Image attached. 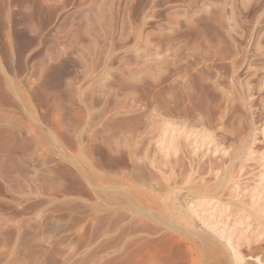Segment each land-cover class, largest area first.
Returning <instances> with one entry per match:
<instances>
[{"label":"rangeland","instance_id":"obj_1","mask_svg":"<svg viewBox=\"0 0 264 264\" xmlns=\"http://www.w3.org/2000/svg\"><path fill=\"white\" fill-rule=\"evenodd\" d=\"M226 11L243 29L242 38H235V33L229 38L216 23ZM263 41L264 0H0V264H143L142 220L133 216L136 224L133 223L130 220L132 214L124 208L123 201L117 198L118 202H114V197H110V188L105 187H110V182L123 176L144 189L150 183L148 185L152 189L149 187V190L154 187V194H159L160 189L154 180L152 182L153 176L149 177V169L144 170L138 164L139 167L133 168L134 162L126 153L105 148L111 144L109 137L112 139L113 134H117L112 129L113 121L116 117L118 120L125 116L132 120L137 117L134 119L135 126H138L136 132L143 135V131V136H146V131L151 132L146 125L151 118V109L157 110L161 100L158 88L174 85L172 82L178 76L187 73L197 78L198 75L215 76L217 71H221L222 81H228L229 60L239 53V78L249 87L254 84L251 88L255 95L252 110L258 116L255 119L257 125H261L264 121ZM196 45L203 51L201 59L194 57ZM163 54L166 62L161 59ZM162 67L168 69L164 74ZM224 72L226 75H223ZM84 74L89 76L86 78ZM209 83L196 84L209 90ZM131 100H134V105H130ZM122 106L131 110L128 115L124 114V108L119 111ZM131 106L135 109L132 110ZM145 107L149 112L145 111ZM102 111L105 116L101 115ZM261 112V116L258 115ZM141 115L148 121L143 122ZM145 127L148 129L145 130ZM156 131V136L153 132L150 134L158 139ZM104 138H108L106 144ZM257 138L256 155H260L262 161L256 156L259 159L246 162V166L244 156L230 166L228 178L241 174L244 167L246 169L241 175L243 182L264 180V157L261 156L264 136L260 133ZM155 139L152 150L155 148L153 151L161 158L164 146L161 145L163 148L159 150L157 147L163 139ZM80 147L86 151L84 156ZM120 153L122 158L116 157ZM142 169L146 174L141 172ZM91 173L93 177L99 176L93 180L91 175L92 179H89ZM131 173L139 175L133 177ZM141 173L149 179H140ZM258 173L261 176L258 177ZM106 178L107 184L103 181ZM93 182L96 193L92 189L95 187ZM108 199L113 203L110 204ZM113 212L117 213V217ZM110 220L112 225H116L111 226ZM98 222H103V227Z\"/></svg>","mask_w":264,"mask_h":264},{"label":"bare ground","instance_id":"obj_2","mask_svg":"<svg viewBox=\"0 0 264 264\" xmlns=\"http://www.w3.org/2000/svg\"><path fill=\"white\" fill-rule=\"evenodd\" d=\"M205 6H206V4H205ZM104 8H105V6H104ZM206 9H207V7H206ZM209 9H210V7H209ZM215 11L216 10H214V13H215ZM222 11H224V10H222ZM231 11H233L232 8H231ZM206 12H208V11H206ZM93 13H95V12H93ZM224 13H223V15H224ZM253 13H255V12H253ZM216 14H221V13H216ZM227 14H228V12L224 16L221 15L220 18L218 16H215V17L219 18V20L216 23L219 24L218 26L220 28H222L225 33H227L229 38L232 36L233 33H235V35H236L235 38H237V37L242 38V36L244 35L243 29L239 26L238 22L235 21L232 14L230 16ZM203 16H204V14H203ZM105 22L107 23V21H105ZM190 23H191V21H190ZM197 23H198V21H197ZM206 24H207V22H206ZM194 25H195V23H194ZM195 31H197V30H195ZM211 37H212V35H211ZM254 37H255V35H254ZM247 38H248V36H247ZM223 39H224V37H223ZM248 42L250 43V41H248ZM147 43H149V41ZM195 43H196V41H195ZM165 45H167V44H165ZM92 46H93V44H92ZM197 46L198 45L195 46L196 48H195V51H193V54H194L195 58H200L203 51H201L202 49L200 48L201 49L200 50L198 48L199 46L198 47ZM201 47H202V45H201ZM205 47H206V44H205ZM207 48H208V46H207ZM223 48H224V46H223ZM247 48H248V46H247ZM255 48H257V47H255ZM259 48H261V47H259ZM217 49L219 50V48H217ZM208 50H207V52H209ZM243 51H244V49H243ZM259 51H261V49H259ZM184 52L185 51H183V53ZM216 52H218V51H216ZM235 52H233V53H235ZM166 54H169V53L166 52ZM147 55H146V57H148ZM163 55H162L161 59H163V62H166V56L165 55L163 56ZM222 55H223V53H222ZM228 55H230V53ZM173 56H175V55L173 54ZM239 56H240L239 53H236L235 55H233L231 60H229L231 67L229 69L225 68L228 70V74H227L228 75L227 79H229L228 81L226 79H225V81H222L224 79L221 78V73H222L221 71H217L215 76H210V77L197 74L198 75L197 78H194V77H192V75H190V73H187L189 75H187V74L182 75L181 74L180 76H178L176 78V80H174V82L171 81L172 83H175L174 85H172L170 87L164 86L162 88H158L159 95H160L159 97L161 100L159 103V101H158L159 99L157 98L158 99L157 101L159 103V106H158V103H156L158 106V109L157 110L154 109V111L152 110L153 108L151 109V111H152L151 112L152 114L150 113L151 118H150L149 123H147L146 125L149 126V130L151 132H153V134H154V131L157 130L158 132L157 131L156 132L159 134V137L163 139L162 141L160 140L161 144L159 141H156L157 143L159 142V147H157V149L163 148L161 145L164 146V148H163L164 152L163 153H162V151L160 152V153H162V156L160 155L161 158L157 157V152L156 153L154 152L155 148L153 149L154 151L152 150V148H153L152 145L156 144V143H153L154 139H155L153 136H156V135L154 134L152 136L151 132L146 131V136H143V135H145V132L143 133V131H142L143 135L138 134V132H136L137 131L136 128H138V126H135L137 124L135 123L134 119L137 117H135L132 120L130 118L128 119L125 116V118L123 117L124 119L122 118V120H118L119 118H117L116 115L114 114L116 117V120L113 121V123H112L113 127L112 126L111 127H112L114 133L116 132L117 134H113L114 136L112 139H111V136L109 137V140H111L110 141L111 144L109 143L108 146L106 145V147L102 146L104 144H102L101 146L103 148L108 147V149H110L111 151L114 150L113 152L117 151L116 153H119V152L126 153L127 156L130 158L131 162L132 161L134 162L135 166L133 165V163L130 162V164L133 165V168L140 166V168L143 167L144 170L149 169L151 171V173L149 172L150 173L149 177H151V175L153 176L152 182L155 181L154 183L155 184L157 183V185H158L157 188L160 189L159 194H154V192H153L154 187H153L152 191L149 190V187H151V189H152V186L148 185L150 183H148L147 188L144 189L142 187L137 186L136 184L131 182L129 179L125 180V178H123V176L121 177L122 179L120 178V180L118 179L117 181H113L112 183L109 180L108 182H110V184H111L110 187H105V185L104 186L101 185V187L103 186V188L104 187L110 188L109 189L111 191L110 197L115 198V199L113 198L114 202H118L117 198H120L123 201L124 208L127 209L128 211H130V213L132 214V216H131L132 218L129 216L131 214H129L128 216L131 219L127 217L128 219L132 220V222H133V220H134L133 216H136V217H140V219L142 220L141 225H142L143 229H141V231L144 230V235H143L144 237L143 236L141 237V238H144L143 239L144 240V242H143L144 243V249H142V250H144L143 264H264V180L260 179L258 181H254L253 183H248V181H247V183L243 182L244 180H241V179H243L241 177V175L243 173V170L246 169L243 166H242L243 168L240 166L243 169V170H241L242 171L241 174L239 173L238 176H235L232 172V174L234 176H231L230 178H228V175H229L228 169L236 161L240 160L241 158H243L245 156L246 160H247L244 162V164H245L246 162L247 163L249 161L253 162V161L258 160L260 158L259 157L260 155L259 156H258V154L256 155L257 152L255 150L256 149L255 144H257L256 143L257 140L259 141V139L257 137L260 133H262L264 136V124H263L264 121L261 125H257L255 119L258 116H256V113H255L256 111L254 112V110H252L254 108V103H253L254 99L253 98H255L254 97L255 95H254V93H252V91L254 92V90H252L251 88L254 86V84H253V86L251 84V87H249L248 85H245L244 83H242L241 79L239 78V71L241 70L240 69L241 64L238 65V63L240 61ZM86 58H88V57H86ZM222 58H224V57H221V59ZM218 59H219V57H218ZM198 61H199V59H198ZM225 64H226V62H225ZM206 69H207V67H206ZM85 70H86V72H88L89 69L87 70V67H86ZM160 70H161V67H160ZM166 70H168V69H165L162 67V73L163 74L166 72ZM200 71H201V69H200ZM89 72H91V71H89ZM226 73H227V71H226ZM89 74H87V75L84 74V75L87 78V76H89ZM137 74L138 73H136V75L135 74L134 75L136 77H138ZM142 74H144V73H142ZM224 74H225V72L223 73V75ZM90 75L92 76V74H90ZM164 76H162V74H161V77H164ZM204 76H205V78H204ZM139 78H137V79H139ZM158 79H160V78H158ZM260 81H261V79H260ZM136 82H137V80L135 81V83ZM204 82H206V83L210 82L211 83V84L209 83L210 86H208L209 90H207L206 86H205L206 88L204 86L201 87L202 83H204ZM261 82H260V84H262V86H263V83H261ZM196 83L201 84V85H199L201 87L200 90L196 89L197 87H199L198 84H196ZM105 85H107V84H105ZM153 85H155V84H153ZM159 85H161L160 81H159ZM203 85H205V84H203ZM136 86L138 87V85H136ZM128 87H129V85H128ZM260 87H261V85H260ZM105 88H106V86H105ZM107 88H110V87H107ZM261 89H260V91H261ZM108 90H107V92H108ZM263 90H264V88H263ZM110 91H111V89H110ZM260 91H259V93H260ZM105 94H107V93H105ZM126 96H129V95H126ZM133 96H134V94H133ZM105 97H106V95H105ZM110 98H111V96H110ZM147 98H148V96H147ZM124 100H126V99L124 98ZM126 101H128V100H126ZM133 101L131 102L130 105L135 104V103L133 104ZM117 102L118 101H116V105H117ZM119 102H121V101H119ZM98 103H101V102L99 101ZM123 103L124 102H121L120 104L123 105ZM150 103H151V101H150ZM262 103H264V102H262ZM256 104L257 103H255V105ZM126 106H127V104H126ZM154 106L155 105H153V107ZM157 106L154 108H157ZM123 108L124 107L122 106L119 109V111L120 110L123 111ZM145 108H146L145 111L148 110L147 107H145ZM116 109H117V106H116ZM116 109H115V111H116ZM126 109L127 108H124V114L128 115V113H130L131 110L128 111L129 108H128V110H126ZM134 109L135 108L132 107V110H134ZM140 109L142 110V108H140ZM263 110H264V107H263ZM104 111H102L101 115L103 114ZM117 111H118V109H117ZM145 111L144 112L141 111V112H143L145 114H146V112H149V111H146V112ZM237 111H240V112L242 111V113L240 114V112H237ZM141 112H139V113H141ZM260 114H262V112L259 113L258 115H260ZM131 115H133V114L131 113ZM111 117L113 118V115H111ZM115 117H114V119H115ZM128 117H130V116H128ZM141 117H142V115L140 116V118ZM107 118L109 119L110 117H107ZM107 118H105V119H107ZM140 118L137 120L139 121ZM144 118L145 117H142L141 119H144ZM144 121H146V119H144L143 122ZM259 121H262V120H259ZM93 123H95V122H93ZM139 124H141V123H139ZM146 125L143 124V126H146ZM142 128H144V127H142ZM108 129L106 128L107 131H108ZM112 129H111V131H112ZM146 129H148V128L145 127V130ZM139 133H140V131H139ZM158 134H157V136H158ZM109 135H112V134H109ZM109 135L107 134V136H109ZM159 137H158V139H160ZM107 139L106 138L103 139V140H106V141H104L105 144L107 142ZM158 139H155V140H158ZM143 140H146V143L144 142L145 144L143 143ZM166 143H168V144H166ZM157 146H158V144H157ZM83 149H82V151H83ZM258 149H259L258 152H260L259 147H258ZM84 153H86V151L85 152L83 151V156H84ZM122 153H120V156H119V154H117L116 157L122 158V156H121ZM263 153H264V151L262 152V155H261L262 157H264ZM89 155H91V154H89ZM110 156H111V154H110ZM112 156L114 157L115 155H112ZM256 156H258L259 158H256ZM92 157H93V155H92ZM87 158H89V156H87ZM91 160L93 161L94 159L91 158ZM91 160H90V162H91ZM127 160H129V159H127ZM244 160H245V158H244ZM259 161H262V159ZM259 161L258 162L256 161V163H260ZM77 163H78V161L75 164H77ZM79 163L83 164L82 161L81 162L79 161ZM87 165H88V163H87ZM93 165H95V164L93 163ZM240 165H243V163ZM79 166H78V170H79ZM236 166H238V165H236ZM254 166L258 167L257 165H254ZM82 167H84V166H82ZM91 167H93V166L91 165ZM240 167H236V168L238 169ZM88 168H89V166L87 167V169ZM261 168L262 167H260V169ZM83 170H86V168ZM96 170H99V169H96ZM251 170H252V167H251ZM257 170H258V168H257ZM86 171L83 172L84 175H85ZM138 171L139 170H136V172H138ZM238 171H240V170H238ZM249 171L250 170H248V172ZM78 172L81 173L80 171H78ZM99 172H100V170H99ZM136 172H134V173H136ZM141 172L144 173L143 169ZM263 172H260V174ZM89 173H90V171L88 172V174ZM97 173H98V171H97ZM100 173L102 174L103 172H100ZM138 173L140 174V172H138ZM138 173H137V175H139ZM142 173L140 175V179L141 178L143 179L144 174H146V171L143 174V176H142ZM229 173H231V172H229ZM127 174H130V173H127ZM260 174L258 175V177L261 176ZM91 175H92V173L90 174V176L88 175L89 179L93 178V180L99 176V175L97 176L95 174V176H97V177H93V175H94L93 174L92 178H91ZM121 175H123V174H121ZM133 175L137 176L136 174H133ZM133 175L131 173V176H133ZM262 176H263V174H262ZM111 177H113V176H111ZM145 177H144V179L147 178V177L146 178ZM149 177L146 180H148ZM128 178H131L130 175L128 176ZM135 178L137 179V177H135ZM135 178H134V180H136ZM87 179L88 178H86V180ZM110 179H112V178H110ZM102 180H101V182H102ZM103 181H106L105 183L107 184V178H106V180H103ZM150 181H151V179H150ZM94 182H93V184H94ZM97 182L98 181H96L95 183H97ZM137 182L142 183V185L144 184L143 182H141L139 180H137ZM140 183H137V184H140ZM97 184H99V183H97ZM102 184H104V183H102ZM145 184H146V182H145ZM151 184H153V183H151ZM94 186L95 187L92 188L93 190H94V188H96L95 184H94ZM91 187H92V185H91ZM157 188H155L156 191H157ZM99 190L97 192V196H98ZM101 190L104 191V189H101ZM103 191H101V192H103ZM106 191H107V189H106ZM94 192H95V190H94ZM101 195L104 196L105 194L101 193ZM105 200H107V199H105ZM110 200L113 201L112 198ZM110 200L108 199L109 203L112 204L113 202L111 203ZM102 201H104V200H102ZM107 203H104V204L107 205ZM102 204H103V202H102ZM106 205H105V207H106ZM114 205H115V203H114ZM116 205H118V204L116 203ZM121 207H122V204H121ZM113 208H115V207L113 206ZM108 209H109V206H108ZM116 209L114 211H116ZM119 209L120 208H118V210ZM125 209H124V212H126V214H127V211H125ZM110 211H111V209H110ZM120 211H118V212H120ZM113 214H114V212H113ZM116 214H114V215H116ZM111 215H112V213H111ZM122 216H124V215H121V217ZM105 217H106V215H105ZM116 217H117V215H116ZM123 218H125V217H123ZM109 219H111V217H109ZM112 219H113V216H112ZM118 219H120V218H118ZM118 219H116V220L119 221ZM122 220L124 221V219H122ZM99 221H101V220H99ZM110 221L111 222H109V224L111 226L116 225V223H114V225H112L111 223H113V221L112 220H110ZM136 221L138 223L137 219H136ZM126 222H128V221H126ZM101 223H103V222H101ZM101 223H99V224L101 225ZM118 223H121V220ZM118 223H117V226H118ZM129 223H131V221ZM133 223H135V222H133ZM123 224L124 223H122V225ZM135 224H133V225H135ZM127 225H126V227H127ZM141 225H138V226H140V228H142ZM101 226L103 227V225H101ZM135 226L134 227L132 226L133 227L132 229L135 230L136 229ZM138 226H136V227H138ZM98 227H100V226H98ZM102 227H100V228H102ZM129 228H131V227H129ZM141 231H138V232H141ZM128 232H130V230ZM141 234H143V231ZM140 236H139V238H140Z\"/></svg>","mask_w":264,"mask_h":264}]
</instances>
